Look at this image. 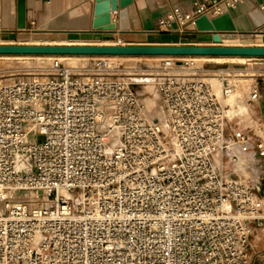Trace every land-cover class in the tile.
<instances>
[{
    "label": "built area",
    "instance_id": "2783aa9c",
    "mask_svg": "<svg viewBox=\"0 0 264 264\" xmlns=\"http://www.w3.org/2000/svg\"><path fill=\"white\" fill-rule=\"evenodd\" d=\"M244 1L174 8L159 25L200 33L198 19ZM197 60L162 57L158 118L129 78L57 61L0 79V264L244 263L264 225V146L230 125V76L201 77Z\"/></svg>",
    "mask_w": 264,
    "mask_h": 264
},
{
    "label": "crops",
    "instance_id": "0c3cea01",
    "mask_svg": "<svg viewBox=\"0 0 264 264\" xmlns=\"http://www.w3.org/2000/svg\"><path fill=\"white\" fill-rule=\"evenodd\" d=\"M18 2L0 0V45H23L14 42L30 38L37 42H52V45L56 42L94 45L93 41L106 39L114 42L112 45L121 46H214L209 33L166 32L159 25V21L174 8L189 12L203 0H134L127 8V30H120L119 13L112 14V21L117 24L116 33H97L93 29L94 0H25L26 29L19 31ZM229 14L236 34L221 35L225 46L264 47V0H245ZM217 59L230 58L212 57L207 61ZM234 59H247L264 66V58ZM255 90L259 98L254 102L249 99L246 110H235L234 107L233 128L249 136L253 152L257 154V146H264V79L256 80ZM262 179L264 191V169ZM243 264H264V225L254 228Z\"/></svg>",
    "mask_w": 264,
    "mask_h": 264
},
{
    "label": "rangeland",
    "instance_id": "374dc122",
    "mask_svg": "<svg viewBox=\"0 0 264 264\" xmlns=\"http://www.w3.org/2000/svg\"><path fill=\"white\" fill-rule=\"evenodd\" d=\"M23 45H52V42H40L27 38L23 41L14 42ZM67 43V42H63ZM56 45H62L56 42ZM69 44L76 45L71 42ZM94 45H112L114 42L106 39H98L92 42ZM218 58V57H217ZM210 58L197 60V74L208 79H217L221 73L230 76V81L235 85V94L225 104H228L227 113L231 126L235 127L234 107L246 110L250 94L255 90L256 80L264 79V66L257 62H250L247 59H217L207 61ZM57 60L65 69L75 75H90L104 73L120 78H131L129 74L135 75L139 80V85L135 90L142 94V100L146 104L152 116L158 118L162 108L159 100L154 95L150 79L153 75L160 72L161 61L155 57H116L115 59L105 60L101 57H54V56H0V79L21 78L31 75H48L53 73V67ZM98 62H104L108 70L99 71L96 66ZM145 81V82H144ZM217 82V80H214ZM217 94L220 96V89ZM145 90V91H144ZM146 92V95L144 94ZM150 101V102H149ZM232 106V107H231Z\"/></svg>",
    "mask_w": 264,
    "mask_h": 264
},
{
    "label": "water",
    "instance_id": "95a60500",
    "mask_svg": "<svg viewBox=\"0 0 264 264\" xmlns=\"http://www.w3.org/2000/svg\"><path fill=\"white\" fill-rule=\"evenodd\" d=\"M93 29L97 33H116L112 14L119 13L120 30L128 29L127 8L134 0H94ZM126 20L127 26L124 27ZM197 31L212 35L214 46H121V45H0V56L54 57H220L264 58V47L225 46L222 34H236L230 14L210 22H196ZM26 29L25 0L18 2V30Z\"/></svg>",
    "mask_w": 264,
    "mask_h": 264
},
{
    "label": "bare ground",
    "instance_id": "6f19581e",
    "mask_svg": "<svg viewBox=\"0 0 264 264\" xmlns=\"http://www.w3.org/2000/svg\"><path fill=\"white\" fill-rule=\"evenodd\" d=\"M124 27L127 26V22L126 20L124 21ZM74 57H82V56H74ZM102 59H105V60H111V59H115L116 57H101ZM155 58H158L160 61L162 60V57H155ZM203 58H212V57H197L198 60H201ZM58 61V60H57ZM181 61V60H180ZM59 62V61H58ZM128 76H133L131 78H129L130 80H134V81H138L139 79L135 77V75H132V74H129ZM139 82V81H138ZM145 82V81H144ZM219 90V89H218ZM235 92L229 97L231 98L232 96H234ZM229 98L227 100H229ZM150 102V101H149ZM226 102V101H225ZM228 105V104H227Z\"/></svg>",
    "mask_w": 264,
    "mask_h": 264
}]
</instances>
